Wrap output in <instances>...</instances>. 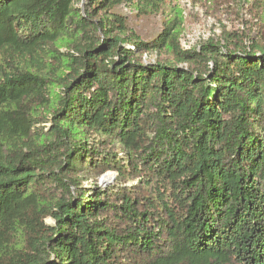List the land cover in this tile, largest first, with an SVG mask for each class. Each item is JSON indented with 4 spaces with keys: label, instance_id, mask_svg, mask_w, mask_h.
<instances>
[{
    "label": "trees",
    "instance_id": "obj_1",
    "mask_svg": "<svg viewBox=\"0 0 264 264\" xmlns=\"http://www.w3.org/2000/svg\"><path fill=\"white\" fill-rule=\"evenodd\" d=\"M135 1L0 0V264H264V43L141 40Z\"/></svg>",
    "mask_w": 264,
    "mask_h": 264
},
{
    "label": "rangeland",
    "instance_id": "obj_2",
    "mask_svg": "<svg viewBox=\"0 0 264 264\" xmlns=\"http://www.w3.org/2000/svg\"><path fill=\"white\" fill-rule=\"evenodd\" d=\"M115 11L127 18L131 34L146 41L155 40L166 26L174 22L180 30L179 41L182 49L199 48L210 41H229L236 43L239 49L246 47L250 50L249 47L254 43L260 47L264 43V0H157L154 9L147 7V10L138 9L135 1L121 5ZM58 48L64 53L63 56L69 52L68 48L61 45ZM145 55L149 62H156L172 56V53L149 51L144 53L143 60ZM183 65L187 66V63ZM57 93L61 91L57 89ZM58 96L50 97L51 104L48 101L42 107V114L47 118L52 116V106L56 105ZM41 125L49 130L52 122L48 120L39 124ZM104 175L105 181H102ZM104 175L99 178V184L103 186L115 182L117 177L116 171H108ZM85 184L91 185V182L86 181ZM136 184H139L137 179L126 185L130 187ZM46 221L55 225L51 217ZM15 242L19 246L22 243L21 237H16Z\"/></svg>",
    "mask_w": 264,
    "mask_h": 264
},
{
    "label": "built area",
    "instance_id": "obj_3",
    "mask_svg": "<svg viewBox=\"0 0 264 264\" xmlns=\"http://www.w3.org/2000/svg\"><path fill=\"white\" fill-rule=\"evenodd\" d=\"M190 48H191V47H190ZM188 49H189V48H188ZM144 59H145V60H144L145 62H149V61L147 60V59H148V58H147V55H145Z\"/></svg>",
    "mask_w": 264,
    "mask_h": 264
},
{
    "label": "water",
    "instance_id": "obj_4",
    "mask_svg": "<svg viewBox=\"0 0 264 264\" xmlns=\"http://www.w3.org/2000/svg\"><path fill=\"white\" fill-rule=\"evenodd\" d=\"M105 176H106V175H104V176L102 177V179H101L102 181H105Z\"/></svg>",
    "mask_w": 264,
    "mask_h": 264
}]
</instances>
